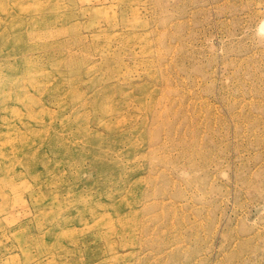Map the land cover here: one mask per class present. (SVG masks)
Listing matches in <instances>:
<instances>
[{"label":"rangeland","instance_id":"rangeland-1","mask_svg":"<svg viewBox=\"0 0 264 264\" xmlns=\"http://www.w3.org/2000/svg\"><path fill=\"white\" fill-rule=\"evenodd\" d=\"M0 264H264V0H0Z\"/></svg>","mask_w":264,"mask_h":264},{"label":"bare ground","instance_id":"bare-ground-1","mask_svg":"<svg viewBox=\"0 0 264 264\" xmlns=\"http://www.w3.org/2000/svg\"><path fill=\"white\" fill-rule=\"evenodd\" d=\"M37 70H38V67H35V65L32 66L30 64H26L22 68V70L20 71V73L18 74V76L20 75V77H22V79L16 78L17 83L25 80V82H26L27 85H29V84L30 85L35 84L37 82V76L35 75V72ZM14 76H16V75H14ZM10 96H12L13 99L18 100L19 97H20V94L15 93V94H12ZM17 156H21V155L20 154H17ZM91 215H93V214H91Z\"/></svg>","mask_w":264,"mask_h":264}]
</instances>
